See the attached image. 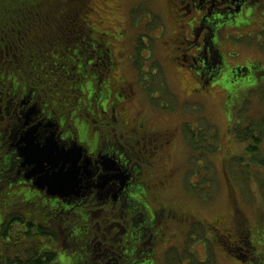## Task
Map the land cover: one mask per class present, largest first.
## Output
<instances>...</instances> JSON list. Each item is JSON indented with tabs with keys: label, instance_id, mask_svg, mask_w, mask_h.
<instances>
[{
	"label": "flooded vegetation",
	"instance_id": "af4514ba",
	"mask_svg": "<svg viewBox=\"0 0 264 264\" xmlns=\"http://www.w3.org/2000/svg\"><path fill=\"white\" fill-rule=\"evenodd\" d=\"M108 3V0L94 3L95 12L98 5L101 10L94 20H90V25L93 30L104 35L111 51L115 42H119L122 31L107 28L99 30ZM163 4L176 23V31L171 33L168 40L174 52L170 58L173 65H177L176 71L184 73L181 83L190 80V87L185 85L182 89L180 96L183 100L189 103V98H194L201 102L216 96L232 95L241 98L247 96L250 88L261 85L247 84L238 92H233L232 83L252 71L264 74V62L261 59L243 61L239 52L240 48H244L264 53V0H163ZM93 35L95 38L90 37V41L95 43L103 40V37ZM179 60L182 63L189 60L188 68L183 70L185 67L178 64ZM115 61L110 66L112 73L117 69L118 60ZM228 65L232 72L226 76ZM111 78L116 91L110 97V105L100 111L102 120L105 119L111 127L103 125L108 129L103 134L98 129L91 132L88 126L83 127L76 120L70 121L64 115H58L50 107L52 105L46 106L34 94L36 88L16 93L11 87L0 85L4 90L0 92V180L12 182L22 193L24 201L47 202L53 210L61 207L76 211L95 206L93 210L112 213L116 219L112 227L116 230L117 240L130 239L136 245L132 251L136 252L141 250L140 245L148 243L144 251L153 258L152 264H159V255L173 245L169 242V226L182 224L190 232L195 226L198 227L199 222L205 227L206 234L213 232L216 241H227L238 247L241 244V249L247 246L253 248L251 256L254 260L258 253L250 238V227L241 224L238 229L226 228L222 218L199 220L193 214L186 213L166 193L174 176V172L167 168L166 153L175 142V132L164 123L156 126L150 124L146 115L138 113L130 118V113L121 112L120 105L131 97L132 88L125 85L126 81H118L114 75ZM188 89L190 93L185 94ZM89 108L98 110L95 106ZM193 109H196L195 105ZM191 130L197 135V129L191 127ZM116 131L118 133L113 135ZM26 133L39 146L50 140L54 155L60 149L67 151L74 146L80 151L74 152L76 160H70L69 154L54 167L48 159L41 165L43 171H38L39 168L34 170L35 162H28L23 156ZM120 142L125 145L124 150L119 146ZM70 161L76 163L78 168L76 189L50 193L47 187H39L35 183L47 170L52 173L62 168V172H66ZM164 165L166 167L163 170ZM12 212L17 214L16 209L2 211L0 222ZM23 215L25 221L22 223H30L28 216ZM108 220L104 218V222ZM242 233L246 234L245 239H241ZM196 238L197 233H194L192 239ZM197 241L191 248L194 251ZM259 254L260 258L264 257V247ZM241 264L246 263L242 260Z\"/></svg>",
	"mask_w": 264,
	"mask_h": 264
},
{
	"label": "trees",
	"instance_id": "16d2710c",
	"mask_svg": "<svg viewBox=\"0 0 264 264\" xmlns=\"http://www.w3.org/2000/svg\"><path fill=\"white\" fill-rule=\"evenodd\" d=\"M4 1H0V85L6 86V88L11 87L12 91L16 93H25L28 88H36L34 94L38 95L46 106L52 105L50 107L58 115H64L70 121L76 120L83 127L95 125L91 119L103 121L100 113H95L99 110H91L89 106L103 109L116 88L110 73V66L114 63L110 47L106 45L104 35L93 30L90 25L89 15L94 13L96 5H94L95 8L94 3L88 6V1L84 0L74 3L60 0ZM142 5L145 6V0H135V7L132 10L142 9ZM88 25L91 26L90 30H88ZM133 27L132 51L125 54L124 60H132L133 67L139 72V84L147 92L151 101H155L158 97L152 95L154 89L153 86H150L152 83L144 80L146 77L154 78L153 73L144 75L139 63L140 58L144 57L143 50L146 49L145 39L141 32H137L139 26ZM93 34L96 37H103V40L95 43L90 41V37L95 38ZM122 34H124V30ZM92 55H96V57L93 56L87 60V57ZM90 71L93 73L85 77V73ZM38 78L44 79L41 82L47 86L42 88L43 85L38 82ZM83 78L87 79V82L81 85ZM45 80L47 81L45 82ZM106 84H109L110 87L105 89ZM159 87L166 90L162 84ZM2 91L4 90L0 87V92ZM80 91L84 95L89 91L85 99L79 97ZM65 92L69 96L62 94ZM224 98L226 100V97ZM157 102L163 109L171 108L170 104L165 105L163 102ZM246 109L243 106L242 110ZM87 113L92 117L89 118ZM234 122L231 129L232 134L244 142L245 147L243 152L237 156L227 157V164L230 169L236 165L238 170L235 174L238 177L240 175V181L254 197H256V188L252 187V182L259 185L264 196V114L260 113L247 117L246 120L242 118ZM202 126L205 131L201 133L202 129H200L197 135L192 130L191 133L189 132L191 129L189 124H185L183 131L192 148L191 152L205 148L203 151L207 150L208 158L212 159L211 155L216 148L221 147L218 142L219 137H216L218 134L216 131L210 130V126L206 122ZM200 157L203 160L205 156ZM210 163L212 162L207 164ZM193 167L189 168L190 176L187 178V182L189 190L198 196L202 192V187L199 186L200 192L198 186L196 187L191 180V175L197 173V169H193ZM230 174L239 183L237 176L231 172ZM206 180L205 188L212 187L210 179L206 178ZM2 181L0 180V202L7 201L9 207L12 208L7 210L16 209L17 214L12 212L0 222V264H63L57 261L58 247L61 252L72 255L73 259L70 264H85V259L78 246H76L75 252L73 251L74 244L62 247L60 237H63L62 230L66 229H68L67 235L70 236L69 233H71L72 239L81 235V239L77 241L82 240L83 246L88 251V264L153 263V258L147 256L144 251L148 247L143 249L144 244L140 245L141 250L136 252L132 251L136 245L130 239L124 238L118 241L114 234L107 241L101 238L102 236L99 237L96 231L102 226H106V223L102 224L101 217H97L96 210H93L96 208L95 206L90 208L87 206L83 210L71 212L67 208H61L55 212L47 205V202H40L39 205V202L24 201L22 193L14 188L12 182ZM208 193L211 194L209 190ZM257 202L259 201L257 200ZM262 208L259 219L251 228L254 234L250 236L257 253L261 252L264 247V207L262 206ZM51 210L53 212H50ZM19 211L27 215L31 222L22 223L25 221V216ZM70 216H74L73 219H69ZM77 216H79L78 219H76ZM242 225L249 227L246 222H243ZM197 228L201 232L203 230L206 232L200 222ZM73 233L75 237L72 236ZM194 233H197L196 228L189 232L187 243L183 242L178 248H175L177 245L173 243V247L171 246L170 250L169 247L166 254L164 252L165 264H214L215 253H210L200 259L199 254L197 255L191 249L194 245L192 241ZM201 239L202 237H200ZM104 248H107L106 254H100ZM236 256L241 261L247 257L240 251ZM258 256L250 264H259L261 255L258 253ZM163 261L164 258H157L159 264H162Z\"/></svg>",
	"mask_w": 264,
	"mask_h": 264
},
{
	"label": "rangeland",
	"instance_id": "374dc122",
	"mask_svg": "<svg viewBox=\"0 0 264 264\" xmlns=\"http://www.w3.org/2000/svg\"><path fill=\"white\" fill-rule=\"evenodd\" d=\"M60 1L74 3L81 0ZM84 1H88V6H91L92 3L100 4L103 0ZM2 2L5 1L2 0ZM108 2L109 7L107 8L106 13H103L104 18L99 30L101 31L105 28L111 31L117 30L119 32L124 30V35L120 34L119 42H115V46L111 50L113 59L114 61L115 59L118 60V64L116 63L117 69H115L113 73L110 71V73L111 75H114L118 81H126L125 85H128L132 88V93H130L131 97L127 99L123 105H120L122 109L121 112L130 113V118L133 114L138 113H140V115H146L150 124L156 126L157 124L164 123L175 132V142L166 153L167 168L168 170L171 169L174 172L172 185L167 189L166 193L171 196L174 201L179 203L186 213L193 214V216L199 220H217L222 218L226 228L230 227V229H238V227L243 222H246V224L252 228V225L257 219H259L263 210L262 206L264 207V196L257 183L252 182V187L256 188V197H254L251 192L245 188L244 184H242L240 181V175L238 177L235 174L238 168L235 167L236 165H234L230 169L227 164V157L237 156L243 152V148L245 147V143L240 141L238 138H235L232 134L231 129L235 124L234 121L242 118L246 120L247 117L258 115L260 113L264 114V74L259 75L252 71L248 75L238 77L237 80L232 83L233 92H238L241 87L247 84L254 85L261 83V85L257 88H250L246 97L236 99L235 95H232V97H226L225 100L223 96H216L215 98L206 99L201 102H198L194 98H189L191 102L188 103V101L183 100L180 95L182 94V89L185 87V85L190 87V85H188L190 80H184L185 84L181 83V77L184 76V73L183 71H176L177 65L174 66L170 58V54H174V52L170 47L168 40L171 33H175L176 31V23L174 22L173 16H170L168 11L165 9L163 0H145V6L142 5L143 10L138 9L137 11L132 10L135 7V0H108ZM97 7V13L95 11L94 13L91 11V16L89 15L90 20H94V18L98 16V11L101 10V6L98 5ZM149 12L152 13L149 14L150 17H148V15L147 17L144 16ZM131 22L133 26H139L137 28V32H141L143 39H145L146 49L143 50L144 57L140 58L139 63L142 66L141 70L144 75H147V73L150 72L153 73L154 78L150 77L146 81H150V83H152V85L150 84V86H153L154 88L152 90V95H157L156 93L160 94L158 99L156 98L155 101H151L147 95V92L144 91L143 87L139 84V72L133 67V64L131 63L132 60H124L125 54L132 51L131 42H133L134 38V27L132 26ZM90 28L91 26L88 25V30H90ZM89 48L94 49L90 46ZM239 52L243 61H247L248 59L256 60V58H259L264 62L263 52L260 53L256 50H247L244 48H240ZM82 53L84 54V51ZM88 53L90 54L91 52ZM93 56L96 57V55H92L87 57V60L91 59ZM189 62L190 61L188 60L186 63H182L179 60L178 64L182 67H185L183 68L184 70L188 68L187 63ZM93 66L91 67L95 70ZM231 72V68L228 65L226 68V76L231 75ZM92 73L93 71L85 73V77H88ZM259 79L262 80L260 81ZM37 80L43 85L41 86L42 88H44L45 85L47 86V84L41 82V80L44 79L38 78ZM85 80L84 78L81 80V85L87 82V79ZM46 81L47 80H45V82ZM120 84L121 83H119V85ZM161 84L166 88V90L159 87ZM108 87H110L109 84L104 86L105 89ZM88 92L89 91H87L84 95L80 91L79 97L85 99L88 95ZM188 93H190L189 89L185 94ZM62 94L69 96V94L66 92ZM169 95L171 96V99ZM156 100L160 101V103L163 102L165 105L170 104L169 107L171 108L167 107L169 109H163ZM111 102L112 99H109L106 103V106L108 107ZM194 105L196 109H193ZM242 105L247 109L242 110ZM98 110L102 112V109ZM99 111L95 113H100ZM87 114L89 118L92 117V115L89 113ZM102 117L103 116H101V118ZM91 121L95 123V125L89 126L88 128L91 132H93L95 129H98L99 132L103 134L105 131H108V129L103 127V125L107 126L108 128L111 127V125L106 123L105 119L103 121L91 119ZM123 121L126 122L125 119H123ZM204 122L209 124L210 130L216 131L218 134L216 137H219L218 142L221 146L218 149L216 148L213 155H211L212 159L208 158L207 150L206 152L203 151L205 148L199 149V151L192 150L191 152L192 148L187 136L183 131L185 124H189L190 127L197 129L198 132L200 129H202V133L205 131L202 126L204 125ZM127 126L130 127L129 125ZM189 132L191 133V129ZM110 133L112 134V131ZM117 133L118 131L114 132L113 135ZM122 139L125 140L124 137H122ZM119 146L122 147L123 150L125 149V145L122 142L119 143ZM200 156L205 157L203 160H201ZM209 162L212 163L208 165L207 163ZM1 164L2 163H0V165ZM191 166H194L193 169H197V173L191 175L192 182L196 187L198 186V189L199 186L202 187V192L200 188L199 191L201 193L198 194V196L189 190L190 188L187 182V178L190 176L189 168ZM165 167L166 166L164 165L163 170ZM230 172L237 176V180L240 178L239 183L236 181V178L234 179V177L231 176L232 174H230ZM206 178L210 179L211 185H213L212 187L205 188L207 181ZM152 180L153 182H156L154 178H152ZM208 190L211 194L208 193ZM38 199L39 198H37V201ZM40 199L42 198L40 197ZM257 200L259 202L256 203ZM47 205L50 206V204ZM9 208L10 207L7 201L3 202L2 200L0 202V213ZM59 208L61 207L56 208L55 212ZM50 212H53V210ZM96 212L97 217H101L100 220L102 224L106 223V226H102V228H99L96 232L99 237L102 236L101 238L107 241L112 237L113 234L115 235L116 233V230L112 227V224L116 222V219L112 217V213L107 214L106 212L98 210H96ZM73 217L74 216H70L69 219H73ZM105 217L110 220L104 222ZM78 218L79 216L76 217V219ZM63 228H65V226H63ZM195 228L197 230L198 241L197 238L192 239V241L193 244L195 241H197V244L195 245V252L197 255L199 254L200 259L210 253H215L216 260L214 261V264H241V259L236 256L238 251H240L247 256L243 260L246 264L252 261L251 254L253 252V248L247 246L246 248L242 247L241 249V244L238 247L235 244H230L227 241H214L215 237L213 236L212 231L211 233L206 234L204 230L201 232V230H198L196 226ZM62 233L63 237H60L62 247L65 248L71 244H74V251L77 249L76 246H78L81 249L78 250L85 259V264H88V251L86 247L83 246L82 240L77 241L81 239V235L77 236L75 239H72L71 233H69L70 236L67 235L68 229L62 230ZM169 233L171 235L169 242L172 244L175 243V245H177L175 248L180 246L181 241H184L185 243L188 242L189 229H185L182 224L169 226ZM252 234L254 233L252 232L251 235ZM72 236L75 237V234L73 233ZM245 236L246 234L242 233L241 239H245ZM200 237H202L201 240ZM147 245L148 243H144L143 249L146 248ZM167 245H169V243H167ZM170 249L171 247L169 250ZM106 250L107 248L102 249L100 254H106ZM167 251L168 249L165 251V254ZM163 254L164 253L162 252L159 256L164 258V261L161 263L165 264V257H163ZM257 257H259L258 254H256L253 261H255V258ZM72 259L73 257L71 254L67 252H61L60 248L58 247L57 261L63 264H70ZM259 264H264V257L260 259Z\"/></svg>",
	"mask_w": 264,
	"mask_h": 264
},
{
	"label": "water",
	"instance_id": "95a60500",
	"mask_svg": "<svg viewBox=\"0 0 264 264\" xmlns=\"http://www.w3.org/2000/svg\"><path fill=\"white\" fill-rule=\"evenodd\" d=\"M28 135L29 133H26L24 136L25 145L22 149L23 156L26 157L28 162H35L36 165L34 170L39 168L38 171H43L41 165H43L44 161H47L48 159L52 167H54L58 161L62 160V158L65 159L64 156H69V154L70 160H76L74 152L78 150L80 151L77 147H73L67 151H64L63 149L58 151V149L55 148L58 153L57 155H54V149L49 142L50 140H48L43 146H39L37 143H34V138H28ZM72 161H70V165L66 172H62V168L58 172L53 171L52 173L47 170L37 178L35 183L39 187H47L50 193H63L76 189L78 187V168L76 163H73Z\"/></svg>",
	"mask_w": 264,
	"mask_h": 264
}]
</instances>
